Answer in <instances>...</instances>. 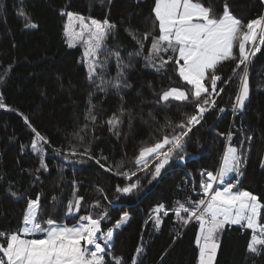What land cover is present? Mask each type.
Returning a JSON list of instances; mask_svg holds the SVG:
<instances>
[{"label": "trees", "instance_id": "1", "mask_svg": "<svg viewBox=\"0 0 264 264\" xmlns=\"http://www.w3.org/2000/svg\"><path fill=\"white\" fill-rule=\"evenodd\" d=\"M201 2L213 7L216 14L222 12L224 0ZM227 3L233 15L244 23L264 12L263 0H227ZM154 5L155 0H0V74L11 65V70L0 81V93L9 106L0 109V231L9 233L18 229L27 200L35 199L37 195L40 196V222L49 216H59L61 222L72 225L75 220L65 214L66 206L54 205L52 197L58 199L64 195L67 205L73 198L75 181L77 194L85 198L77 217L100 212L101 209L91 207L93 201L99 200L112 217L111 221L102 222V230L106 231L123 212L130 213L131 219L116 231L114 256L131 264L136 248L143 246L138 264H198L196 236L199 223L191 220L184 224L177 220L174 211H169L167 216L161 214L162 224L157 231L154 221L149 220L151 209L163 203L171 210L178 206L176 201H187L186 206H190L192 201L200 200L203 197L201 171L206 169L215 173L229 143L239 147L241 141L245 142L242 151L247 150L248 158L242 165L243 175L238 187L251 191L264 202V168L261 167V160H264V45L249 65L250 95L244 109L234 113L231 107L239 90L236 80L217 98V108L206 113L201 124L189 134L184 151L177 153L152 183L148 182L150 175L146 172H138L129 181L106 171L88 156L72 155L73 149L77 153L89 149L93 157L108 158L101 163L111 166L123 161L125 167L122 170L135 171L133 161L141 146H148L163 134L171 133L172 126L186 115L194 114L191 103L156 104L157 94L163 90L191 88L179 78L172 61H169L166 73H157L145 66L143 58H136L126 73L131 87L119 94L114 91L105 94L89 82L88 69L81 61V46L69 47L64 36L66 15L62 11L100 21L107 18L117 25L113 35L108 37L107 48L120 51L124 62L128 63V53L139 46L126 29L136 30L138 38L148 31L153 36L159 35L158 22L154 23ZM26 17L38 27H24ZM150 45L151 37L144 41V55ZM234 53L238 57V46L234 47ZM168 54H164L165 58ZM235 63H223L217 74L227 79L232 75ZM242 70L243 66L238 71ZM115 75L113 59L109 62L106 78ZM220 86L218 82V88ZM90 94L97 116L95 125L85 119ZM220 107L226 111L220 113ZM121 108L125 114L117 137L105 121L114 113L119 115ZM150 112L155 120L149 116ZM24 116L28 117L32 127L25 123ZM168 121L172 125L165 128ZM86 123L88 129L81 132L84 139L79 140L75 133ZM32 128L49 142L38 145L45 149L47 171L40 169V156L31 149V143L36 139ZM230 132L231 141L228 140ZM248 136L252 137L251 141L246 140ZM180 155L184 156L183 161L177 158ZM152 163L149 161L150 168ZM137 179L141 187L136 191H142L129 195L116 193L117 185L123 187ZM98 188L104 190L107 200ZM9 189L17 196H12ZM109 201H116V205ZM181 215L186 217L183 212ZM260 222L264 223V211ZM250 236L249 230L242 231L239 225L226 224L220 232V247L214 264H264V251L260 255L247 251Z\"/></svg>", "mask_w": 264, "mask_h": 264}, {"label": "snow or ice", "instance_id": "2", "mask_svg": "<svg viewBox=\"0 0 264 264\" xmlns=\"http://www.w3.org/2000/svg\"><path fill=\"white\" fill-rule=\"evenodd\" d=\"M154 23L158 22L159 35L153 36L151 31L144 32L137 37L136 30L126 29V32L139 46L134 52L128 53V63L124 62L120 51H110L107 48V40L113 35L117 25L107 18L103 21L87 19L73 12H63L68 17V23L64 26V36L68 46L75 47L78 43L85 46L84 58L87 63V78L98 92L107 94L114 91L119 94L122 90L130 88L127 81V70L132 67V61L143 58L145 66L152 68L157 73H166L169 61L175 66V71L187 85L189 90L181 87H170L158 93L157 105H167L171 102H187L194 105V114L186 115V118L172 126L171 133L163 134L154 143L141 146L135 156L133 164L135 171L122 170L125 165L121 161L115 165L101 163L107 161V157H93L89 149L83 153L72 150V155L88 156L96 164L108 172L124 177L132 181L138 172H146L150 175L149 183L161 176L162 170L170 164L177 153L183 152L187 138L193 129L200 125L205 114L217 108V98L225 91V87L231 82L238 80L239 90L235 95V101L231 107L233 112L244 109L250 95L249 65L256 53L261 51L264 45V14L250 19L244 23L233 15L227 0H224L222 12L216 14L213 7L205 6L201 0H155L153 8ZM79 25V31L76 27ZM26 28H37L35 22L26 17ZM87 36V39H85ZM151 37V45L147 55H144V41ZM238 46L239 55L234 53V47ZM107 52V55L104 53ZM171 53V54H168ZM164 54H168L165 58ZM116 62V75L106 78L109 62ZM228 61H235V67L231 70L232 75L224 79L217 74L220 65ZM243 66L242 72L238 71ZM11 70V65L0 74V81ZM98 81V82H97ZM207 82V83H206ZM218 82L222 85L218 88ZM151 87V85H149ZM87 108L85 119L95 125L97 116L94 114L95 105L91 103ZM123 99V97H121ZM9 106L4 102L3 94L0 93V109ZM226 109L219 108L223 113ZM124 109H120L119 115L113 114L105 123L109 130L119 137V127L123 123ZM23 115V114H21ZM153 120L155 116L150 112ZM25 123L31 126L27 116L23 117ZM132 116L129 114V123ZM172 125L168 121L164 127ZM88 129V124L75 133L79 140L84 136L81 132ZM36 139L31 143V149L40 156V169L48 170L45 162L43 146L40 142L48 144L46 137L42 136L35 128H32ZM223 135V134H221ZM232 133L228 134L231 141ZM251 141L252 137H246ZM244 141L239 147L229 143L223 154V166L215 173L202 170L200 189L203 197L198 201H176V207L169 210L165 204L160 203L151 209L149 220L154 221V226L159 231L162 224V216H167L169 211H174L178 221L187 224L191 220L199 223V232L196 236V245L199 248L198 264H214L217 250L220 247L219 234L226 224L240 225L251 230L250 240L247 244L249 253L260 255L264 251V223H261L264 202L251 191L240 189V177L242 165L247 160V150L244 149ZM183 161L184 156L177 157ZM152 161V167H149ZM264 168V160H261ZM40 169H37L39 172ZM230 174H234L230 176ZM39 179V177H36ZM147 178V177H146ZM215 185V187H214ZM141 187L140 180L131 182L121 187L116 186V193L129 195ZM195 190V189H194ZM11 192V189H9ZM108 199L102 188L97 189ZM78 188L73 181V198L67 202L66 215L75 220L71 226L61 222L60 217L49 216L40 222V196L27 200L23 213L21 226L9 233L0 231V264H126L121 257L113 254L114 237L116 231L121 229L130 219V213L123 212L118 219L107 228L102 230V222L111 221L107 209H103L99 200L93 201L91 207L101 209L93 214L76 216L83 206L84 197L78 195ZM12 196L17 193L11 192ZM53 204L59 203L57 197H52ZM113 206L116 201H109ZM185 213L181 215V213ZM6 244V246H5ZM144 252L143 246H138L131 264H138V258ZM106 257L108 259H106Z\"/></svg>", "mask_w": 264, "mask_h": 264}, {"label": "rangeland", "instance_id": "3", "mask_svg": "<svg viewBox=\"0 0 264 264\" xmlns=\"http://www.w3.org/2000/svg\"><path fill=\"white\" fill-rule=\"evenodd\" d=\"M79 15H81V14H79ZM82 16H84L85 18H86V20L87 19H89V18H91V19H94V18H92V17H90V16H86V15H82ZM66 23H68V17L66 16V22H65V24ZM80 29H79V25H77V27H76V31H79ZM63 32H64V30H63ZM85 39H87V36H85ZM66 40H67V38H66ZM67 43H68V41H67ZM77 45H80L81 46V48H82V58H81V61L86 65V67H87V63L85 62V58H84V51H85V46H84V44L81 42V43H78ZM81 162H83V161H81ZM223 166V160H222V163H221V166L220 167H222ZM232 174H230V176H231ZM140 191H142L141 189L140 190H138V191H136L135 192V194L136 193H139ZM58 201H59V203L61 204V205H63V207H65L66 206V200H65V198H64V195H60L59 197H58V199H57ZM240 226V225H239ZM219 237H220V234H219Z\"/></svg>", "mask_w": 264, "mask_h": 264}, {"label": "built area", "instance_id": "4", "mask_svg": "<svg viewBox=\"0 0 264 264\" xmlns=\"http://www.w3.org/2000/svg\"><path fill=\"white\" fill-rule=\"evenodd\" d=\"M263 14H264V12H263ZM214 187H215V185H214ZM69 226H71V225H69ZM241 230L244 231V230H246V228L241 226ZM247 230H249V229H247ZM249 232L251 233V230H249Z\"/></svg>", "mask_w": 264, "mask_h": 264}, {"label": "bare ground", "instance_id": "5", "mask_svg": "<svg viewBox=\"0 0 264 264\" xmlns=\"http://www.w3.org/2000/svg\"><path fill=\"white\" fill-rule=\"evenodd\" d=\"M47 138V137H46ZM48 150V149H47Z\"/></svg>", "mask_w": 264, "mask_h": 264}, {"label": "crops", "instance_id": "6", "mask_svg": "<svg viewBox=\"0 0 264 264\" xmlns=\"http://www.w3.org/2000/svg\"><path fill=\"white\" fill-rule=\"evenodd\" d=\"M264 1V0H263Z\"/></svg>", "mask_w": 264, "mask_h": 264}]
</instances>
